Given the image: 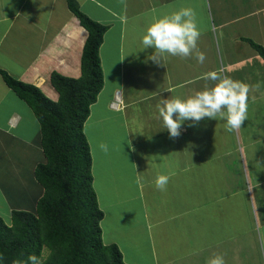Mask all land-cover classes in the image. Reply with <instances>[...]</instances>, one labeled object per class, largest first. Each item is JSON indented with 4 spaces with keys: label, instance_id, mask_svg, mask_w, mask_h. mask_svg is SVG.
Listing matches in <instances>:
<instances>
[{
    "label": "crops",
    "instance_id": "obj_1",
    "mask_svg": "<svg viewBox=\"0 0 264 264\" xmlns=\"http://www.w3.org/2000/svg\"><path fill=\"white\" fill-rule=\"evenodd\" d=\"M77 1L109 25L100 47L104 87L84 127L104 243H116L127 264H207L217 254L226 264H264V58L247 40L264 46V0ZM185 7L197 13L196 51L206 60L198 63L194 51L153 63L154 48L141 50L148 26ZM88 35L67 0H0V69L54 101L51 73L81 75ZM216 70L252 87L247 120L237 131L223 119L185 121L170 138L157 105L194 95ZM117 92L122 105L113 109ZM109 122L104 153L91 139ZM41 138L34 111L0 72V199L32 190L37 204ZM158 175L170 176L164 191L155 187ZM9 209L10 224L16 208Z\"/></svg>",
    "mask_w": 264,
    "mask_h": 264
},
{
    "label": "trees",
    "instance_id": "obj_2",
    "mask_svg": "<svg viewBox=\"0 0 264 264\" xmlns=\"http://www.w3.org/2000/svg\"><path fill=\"white\" fill-rule=\"evenodd\" d=\"M67 2L89 35L81 75L51 73L58 100L0 69L6 84L26 101L40 122L46 156L35 169V177L44 187L36 210L14 209L10 224L0 217V264H30V255L39 264H127L120 247L104 243L102 237L104 211L94 187L92 151L84 129L91 105L104 87L100 47L109 25L83 12L77 0ZM247 40L264 58V46Z\"/></svg>",
    "mask_w": 264,
    "mask_h": 264
},
{
    "label": "clouds",
    "instance_id": "obj_3",
    "mask_svg": "<svg viewBox=\"0 0 264 264\" xmlns=\"http://www.w3.org/2000/svg\"><path fill=\"white\" fill-rule=\"evenodd\" d=\"M202 33L197 22V13L191 7L181 8L169 15H164L148 26L142 37V49L154 48L149 57L153 63L161 64L165 54L173 57L187 58L193 55L198 63L203 64L206 56L197 50V42ZM206 81L202 90L194 95L181 99L174 97L164 99L157 105L159 118L170 138L181 134L185 121H191L194 126L204 119L226 121L230 131L239 130L248 118V98L252 87L244 82L233 80L221 71H209L202 77ZM207 82H213L211 86ZM99 149L107 153L108 145L100 143ZM170 176L158 175L155 187L166 190ZM136 183L140 184L138 178ZM30 264H39L35 255L28 257ZM207 264H226L222 255H214Z\"/></svg>",
    "mask_w": 264,
    "mask_h": 264
},
{
    "label": "rangeland",
    "instance_id": "obj_4",
    "mask_svg": "<svg viewBox=\"0 0 264 264\" xmlns=\"http://www.w3.org/2000/svg\"><path fill=\"white\" fill-rule=\"evenodd\" d=\"M105 125L106 124H104L103 130H101L100 132L93 135V139H91L93 144L95 142L100 143L102 141H105V139L109 138L108 133H107V129H110L111 122H109L108 125H106V126ZM30 185L27 184V186H29V189L31 190ZM31 192H32V190H31ZM31 192L29 195L30 197H27L24 190L19 189L17 194L14 195V197L15 196H20V197H18V198L12 197L11 198L9 196H4V198L0 199V201L4 202L6 205V209H0V217H2L4 220L9 217V214H8L9 213L8 210H10L9 207L10 208H16L19 210H27V211L34 212L36 210L37 204L35 205L36 198L34 197L35 195H33V192H32V194H31ZM27 199L29 200V202H27ZM10 215H12V211H11ZM47 252L48 251L43 252V253H45L44 257L47 255Z\"/></svg>",
    "mask_w": 264,
    "mask_h": 264
},
{
    "label": "built area",
    "instance_id": "obj_5",
    "mask_svg": "<svg viewBox=\"0 0 264 264\" xmlns=\"http://www.w3.org/2000/svg\"><path fill=\"white\" fill-rule=\"evenodd\" d=\"M121 105H122L121 95H120L119 92H117V93L115 94L114 99L111 101V107H112L113 109H118V108L121 107Z\"/></svg>",
    "mask_w": 264,
    "mask_h": 264
},
{
    "label": "bare ground",
    "instance_id": "obj_6",
    "mask_svg": "<svg viewBox=\"0 0 264 264\" xmlns=\"http://www.w3.org/2000/svg\"><path fill=\"white\" fill-rule=\"evenodd\" d=\"M44 81H45V80L42 79V80L40 81V85H42L43 83H45Z\"/></svg>",
    "mask_w": 264,
    "mask_h": 264
}]
</instances>
